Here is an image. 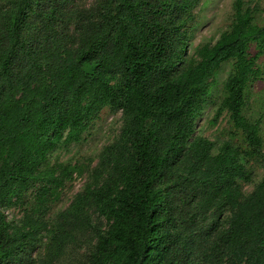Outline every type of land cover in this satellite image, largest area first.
<instances>
[{"label":"trees","instance_id":"1","mask_svg":"<svg viewBox=\"0 0 264 264\" xmlns=\"http://www.w3.org/2000/svg\"><path fill=\"white\" fill-rule=\"evenodd\" d=\"M198 2L0 0V264H264V173L241 186L264 171L261 118L245 114L264 6L233 0L186 59ZM227 62L209 123L227 116L229 136L192 137ZM104 108L121 125L94 167L51 163Z\"/></svg>","mask_w":264,"mask_h":264},{"label":"rangeland","instance_id":"2","mask_svg":"<svg viewBox=\"0 0 264 264\" xmlns=\"http://www.w3.org/2000/svg\"><path fill=\"white\" fill-rule=\"evenodd\" d=\"M92 0H78V2L88 4ZM233 0H199L194 14L196 26L189 41L187 57L192 54L198 45L212 44L218 35L224 31L231 18V4ZM259 7L264 6V0H247ZM256 63L261 70H264V52L257 59ZM181 66L178 67V70ZM231 69V62L221 65L215 75V82L212 89L211 100L213 104L207 106L202 115L197 119L193 136H202L210 141L221 143L229 136V126L227 116L223 115L214 125L209 123L213 110L221 95L222 82ZM250 98L245 107V114L250 118H261V135L264 138V79L254 83L250 88ZM120 111H110L104 108L98 118L90 125L83 135V139L77 143L69 145L60 144L48 153L51 163H80L85 170L91 169L97 162L101 149L112 142L118 135L120 128ZM253 181L249 184L242 183V191L250 192L254 185L260 180L264 171L254 170ZM86 175L74 176L67 182L61 190L59 199L50 208L48 218L52 219L59 211L65 209L72 201L74 195L81 189ZM17 209H8L5 214L8 219L17 216ZM40 249L36 250V253Z\"/></svg>","mask_w":264,"mask_h":264}]
</instances>
